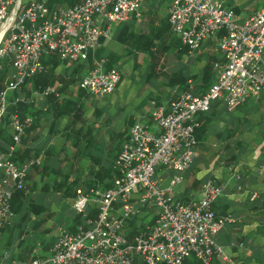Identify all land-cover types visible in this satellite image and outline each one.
I'll list each match as a JSON object with an SVG mask.
<instances>
[{"label": "built area", "instance_id": "1", "mask_svg": "<svg viewBox=\"0 0 264 264\" xmlns=\"http://www.w3.org/2000/svg\"><path fill=\"white\" fill-rule=\"evenodd\" d=\"M76 1L71 6L49 7L47 0H0V58L11 56L13 69L10 84L0 91V122L9 94L44 72L43 54L52 52L71 63L85 61L102 39L111 36L114 24L139 20L146 2ZM225 1L168 0L167 20L180 44L193 52L220 34L217 46L224 63L204 93L194 94L188 82L187 89L173 90L175 97L167 107H154L153 125L132 124L112 160L116 176L109 188L75 191L72 207L76 214L86 218L88 203L96 205L97 217L88 220L90 228H60L49 255H41L38 245L29 260L18 264H134L135 257L141 264H184L189 258L202 264L228 260L214 237L235 220L230 215L217 216L212 209L224 187L208 180L199 197L185 202L173 194L196 156L198 114L208 112L217 100L231 111L264 96V0L243 21ZM120 80L118 69L105 71L103 62H98L82 76L80 87L87 95L103 98L115 91ZM55 92V87H47L41 95ZM32 121L31 116L13 115L9 124L12 144L0 153V264L8 258L2 235L15 218L13 192L25 189L32 167L43 165L41 155L14 160ZM156 167L169 173L164 186ZM149 210L154 211L152 218L141 223ZM134 220L137 229L129 242L126 230Z\"/></svg>", "mask_w": 264, "mask_h": 264}, {"label": "crops", "instance_id": "2", "mask_svg": "<svg viewBox=\"0 0 264 264\" xmlns=\"http://www.w3.org/2000/svg\"><path fill=\"white\" fill-rule=\"evenodd\" d=\"M49 1L50 0H47V4L49 7L71 6L77 2L76 0H72L71 4L57 3L50 6ZM157 1L158 0H146L143 6V11L146 12L151 9H156L158 3ZM225 5L234 12L237 18L243 21L262 7L263 0H226ZM167 8L168 0H159V21L163 19L167 20ZM113 32V38H111L112 41L108 42L107 40H105L102 45V48H104L103 56L109 52H113L116 55L124 54L123 47L119 45L115 40L116 30L114 29ZM219 36L220 34L216 35L202 45L203 50H208L210 52L213 50L212 52L214 53L209 54L204 59H200V63L202 64L200 69H202V67L210 57H214L217 62L215 66V72L224 63V60L217 46V38ZM113 42L116 45V50L113 49ZM214 48L216 49V51H214ZM192 53H197V50L190 52V54ZM184 57H182V59ZM172 58L175 59L173 55ZM123 60L124 56L122 57L120 62L117 63V65H113L111 69L117 68L118 70H120ZM104 61L105 59H101L97 62L94 61V66L98 62L104 63ZM104 64L105 66H107L106 63ZM136 64L133 63L134 67H136ZM69 65V62L66 64L61 63L54 70V73L62 75L65 71H68L67 69H69ZM165 70L168 71L167 64ZM177 70L183 71L185 70V68L182 66L181 69ZM86 71L82 73V76ZM185 72L186 71H183L184 74ZM144 74L142 76V80L140 79V87L137 88L133 84H131V78L129 77L130 86L124 88V91H121L120 93L122 83L125 80L121 75V81L116 87L115 91L111 95L103 97H108V99H110L108 102L100 101V99L103 98H96L87 94L85 97H80L83 95L80 93V91H77L78 88L73 85L69 86V88L66 89L67 93L65 95L56 94V97H59L58 99L60 100L70 99L82 102L86 112L85 116L88 119H90L92 116V114L88 115V113L93 111V109H97L102 112V108L100 109L95 107L96 103L94 105H91L92 99L99 100L97 105H100L101 107H104L105 104H107V109L111 113L122 111L124 117H126L123 121V126L120 131L109 130L110 124L107 123V120H104L105 123L101 124L102 116L99 121L97 120L96 123L98 124L92 123V127L94 129L93 134L95 137L99 136V146L103 149L107 147V145H109L110 138L113 134H118L126 130V134L122 139V141L124 142L127 138L129 128L135 121H141L146 124L153 125L150 113L152 104L154 105V103L151 100L156 98L155 101L159 104V106L167 107L171 100L175 97V94H173V90H181V87L178 86L173 88L164 87L163 81H146L144 79ZM82 76L80 75L81 78ZM199 77L197 76V78ZM81 78H79V81L81 80ZM189 82L192 86V91L196 95L204 93L211 84L210 82V84L205 89H202L201 87H195L196 80H190ZM155 83H159L160 89H163L164 91L162 95L163 97H161V99L158 95L153 96L154 91L152 90L156 85ZM147 90H149V93L143 96V93ZM32 97L34 100L33 110H41L42 113L39 114L40 120L37 123V127L32 129L30 132H27V134L23 136V138L26 139V142L24 143L23 147L20 144V149H27L28 151L38 150L42 153L49 147L53 148V152L60 151L59 149L64 146L71 147L74 143V140L67 139L66 137L62 136V134H64L62 132L64 131L65 126L68 123V117H62L58 119L57 121H55L54 127H51L53 119L51 117L50 105L48 103L49 99L41 94L36 95L35 93H32ZM257 104H259L260 106L255 107V105ZM225 110L228 112L227 114L225 113ZM208 116L212 117V121L207 127L208 129L206 134L202 136V140L199 144H197L195 154L196 156L194 158L193 164L191 165L190 169L185 172L184 182L176 188L175 192L173 193L174 197L175 199L182 202H185L192 198H197L200 195L202 186L208 180H214L217 184L222 185L224 187L223 194L213 203L212 209L217 216L230 215L235 220V222L225 225L224 228L220 230L214 237L215 243L223 248L225 256L228 260L220 261L214 259L211 264H264V96H262L258 101H248L231 111L226 108V105L222 101L217 100L212 103L209 112L198 114L197 119L199 122V126L203 118ZM228 118L233 120L228 121L226 126L223 127L221 131L214 132L212 130L217 123L225 122L228 120ZM131 121L133 123L129 125ZM51 128H53V133H51L50 131ZM228 129H234L235 135H233L232 137H228ZM211 134L220 141V152H228L231 150L230 147L232 146V148H234V154L232 156H235V158L231 157L227 160H217V162H213L209 166L202 164V158L200 157L201 149L206 145L207 142L211 140V138L213 137ZM102 135L105 136L104 144L102 142V139L104 138L101 137ZM55 141L57 142L58 146L54 145ZM122 141L121 143H123ZM115 145L112 146L113 151ZM225 145L228 146L227 149L224 148ZM21 153L25 154V151H21ZM41 156L43 161V155ZM113 158H109V161L103 163V165L111 166ZM25 159L26 157H24L22 160H18L17 162L24 161ZM48 164L53 168L59 165V163L54 161V159H52V161H50ZM80 165L83 169L82 178L86 179L85 173H87L86 171L88 167V161L83 160ZM62 169H66V165H62ZM31 172L32 171H30L29 174H31ZM159 172L162 177L161 180H163L162 185L164 186L166 184V177L169 175V173L161 169L159 170ZM36 179L40 181L41 177L39 175H35L31 182L36 184ZM106 181L108 182L107 179ZM27 183L29 184L30 181ZM92 188L93 187H91L90 189ZM153 222L154 219L150 222V224H152ZM9 238H11V243L13 244V234H11L9 231L3 233L2 241L4 246L7 245ZM50 248L51 246L47 247L44 250L42 249L41 255H49ZM17 249L18 250L15 251V255L19 256L20 260L27 261L30 259L31 253H28V248L24 249L23 251H20L19 248ZM18 251L20 252V254ZM184 264L202 263L195 258H189L185 260Z\"/></svg>", "mask_w": 264, "mask_h": 264}, {"label": "trees", "instance_id": "3", "mask_svg": "<svg viewBox=\"0 0 264 264\" xmlns=\"http://www.w3.org/2000/svg\"><path fill=\"white\" fill-rule=\"evenodd\" d=\"M71 4L72 0H50L49 5L52 4ZM53 4V5H54ZM145 28H139L134 30V24L136 20L122 24L115 28L116 35L115 40L119 45L123 47L124 54L116 55L113 52L104 54V48L102 45L105 40H101L100 47L94 52H91L88 58L74 65L70 63L68 66V71H65L62 75L55 74L54 70L61 63H68L62 61L57 54L52 52H47L41 56V64L44 67V72L36 75L35 77L27 80L25 84L18 90L10 93L8 98V106L6 108L5 114L0 122V153L7 150L9 145L12 144V139L10 135V121L13 115H17L20 119L26 118L28 115L33 116L32 124L25 129V135L32 129L37 127L39 122V114L42 113L41 110L34 111V100L32 93L41 94L47 87H55V94H51L46 98L49 99L48 103L50 105L51 117L53 119L51 127H54L55 121L62 117H68V123L62 133V136L67 139H73L74 143L71 147H62L59 150L53 152V148L49 147L44 152L28 151L27 149L21 150L20 147L14 154V160H22L24 157L26 159L30 157H38L43 155V165L41 167H32L27 174L26 187L22 191H14L11 198V210L13 214L23 212L20 220L14 218L13 224L6 228L3 233L9 231L11 234L18 228L19 244L24 241L25 231V220L31 219L33 217L34 224L32 225V230L39 231L42 229L44 224H48L54 218V215L49 209L44 207L42 204L36 203L33 198H30V193L34 191L36 184L32 183V179L35 175H39L41 179L47 177L50 173L54 174V179L52 186L50 187L53 191L61 193L62 197L74 199L75 191L77 189L90 190L92 189H106L112 185V181L115 178V172L112 169V165L104 166L103 163L108 162L109 158H115L121 149L123 137L126 134V130L113 134L110 138L109 145L105 148H100L99 136H94V129L92 123L95 124L97 120L101 118L100 110L93 109L92 116L90 119L86 118V112L82 102H78L70 99H58L57 95L66 94V89L73 85L77 87V91L85 97L86 93L80 87L79 78L82 73L94 66V61H100L105 59L104 63L107 64L104 69L105 71H110L113 65H117L123 56H133L134 64L137 62V54H142L146 57V71L144 74V79L146 81H163L164 87H181V90L187 89L189 87L188 82L190 80H196L195 87L205 89L211 82L213 75L215 73V66L217 64L214 57H210L205 65L201 69L200 77L197 76H186L182 70H177L174 72L166 71V61L167 54L170 53L173 57L181 61L182 57L188 56L190 54L189 49L186 46H182L179 41L173 36L171 28L167 20L158 19L155 9H151L143 13ZM12 58L11 56H6L0 59V91L5 90L11 82L12 75ZM19 98L18 101L16 99ZM23 99V100H20ZM156 98L152 99L155 106L159 104L155 101ZM210 111V110H209ZM208 111V112H209ZM207 113V112H206ZM91 121V122H90ZM212 121V117H204L200 122V126L196 131L197 144L202 140V136L206 134L207 127ZM103 123V121H101ZM133 122L131 121L129 125ZM52 129H50L51 133ZM240 130V129H238ZM237 130V131H238ZM234 129H228V137L235 135ZM24 135V136H25ZM21 146H24L26 139L22 138ZM121 141L123 143H121ZM116 144V145H115ZM115 145L114 151L112 146ZM20 146V145H19ZM225 149L228 148L227 145L224 146ZM21 151H25L22 154ZM113 158V159H114ZM25 159V160H26ZM58 162L59 165L55 168L49 166V162ZM112 159V160H113ZM24 160V161H25ZM83 160L88 161L87 173H85V178L83 179V169L81 168V162ZM23 162V161H21ZM62 165H66V169H62ZM29 175V176H28ZM108 180V182L106 181ZM42 189H48L46 185ZM25 209V211H24ZM90 217H97V209L93 207L90 212ZM89 220H94L86 216ZM26 220V221H27ZM135 221L129 223L126 230V237L129 242H132V237L135 234L136 226ZM78 222H73L68 225L69 231H75V227ZM83 229H87L82 226ZM47 233V232H46ZM53 240L50 243H44L42 249H46L48 246L53 245ZM11 243V238L8 239L7 244ZM52 247V246H51ZM134 264H138L136 257L134 258Z\"/></svg>", "mask_w": 264, "mask_h": 264}, {"label": "rangeland", "instance_id": "4", "mask_svg": "<svg viewBox=\"0 0 264 264\" xmlns=\"http://www.w3.org/2000/svg\"><path fill=\"white\" fill-rule=\"evenodd\" d=\"M157 2H158L157 6H156L157 8L155 9V12H156V15L158 16V19H159V0ZM141 11H142V16L139 20L136 21V23H135L136 25H134V27H135L134 29H139L141 27H145V24H144L145 21L142 20V18L144 16L143 7H142ZM121 25L122 24H114L113 28H112L113 31L116 27L121 26ZM112 33L114 34V32H112ZM113 34H111V36L108 39H106L108 42L112 41L111 38H113ZM113 44H114V42H113ZM113 49L116 50L115 44H114ZM212 51L211 52L208 50L205 51V50H203V46H202L200 49H197V53H192L189 56L184 57L181 61H177V60L173 59L172 55L170 53H168L167 54L168 63L166 61L167 70L168 71H177V69H181L183 66L185 68V70H183V71H186L185 72L186 75H188V76L194 75V76L199 77V74L201 71L200 68L202 65L200 63L201 62L200 59H204L209 54L214 53ZM214 51H216L215 48H214ZM136 57H137V64H136V67H134L133 56L132 57L131 56H124V60L122 61V65H121L119 71H121L122 78H124L125 80L122 83L120 93H121V91H124V88L130 86V78H131V82H132L131 84H133L137 88L140 87V79L142 80V76H143L144 72L146 71L147 59L142 54H137ZM79 63L80 62L74 63V65L79 64ZM11 71L13 73V69H11ZM11 77H12V75H11ZM155 84H156L155 87L153 86L154 88L151 87V88H153L152 91H154L153 96L158 95L159 98L161 99V97H163L162 95H163L164 91H163V89H160L159 83L158 84L155 83ZM147 93H149V90L144 92L143 96L147 95ZM109 100L110 99H108V97L100 99V101H106V102H108ZM91 102H92L91 105H94L96 103L95 107L100 108V109L102 108V112H101L102 119L101 120L103 121V123H105L104 120H107V123L110 124L109 130H112V131H115V130L120 131L121 130V128L123 126V121L126 117V116L124 117V114L122 113V111H117L116 113H111L107 109V104H105L104 107H101L100 105H97L99 100L92 99ZM258 106H260V105L259 104L255 105V107H258ZM154 107H156V106L152 104L151 113H152ZM225 113L227 114L228 112L225 110ZM91 114H92V111L88 113V115H91ZM232 120L233 119L228 118V120L225 122L217 123L212 130L214 132H219L222 130L223 127L226 126L228 121H232ZM103 123L101 122V124H103ZM96 124H98V123H96ZM10 134H11V132H10ZM101 137H104L102 139V142L104 144L105 143V136L102 135ZM54 145L58 146L56 141L54 142ZM230 148H231V150L228 152H220V141L217 140L213 136L211 138V140L209 142H207L206 145L204 147H202V149H201V154H200V157L202 158L201 163L206 165V166H209L213 162H217V160L221 161V160H227L231 157L235 158V156H232L234 154L233 153L234 148H232V146ZM155 171H156V175H159V168L158 167L155 168ZM155 178H156V176L153 177V179H155ZM53 179H54L53 173H50L47 177H44L40 181H38L36 179V186L34 187V191L32 193H30L29 196H30V198H33V200L36 203L42 204L44 207L49 209L51 211V213L54 215V218L51 220L50 223L44 224L42 226V229H40L36 233L34 230H32V225L34 224V220H33L34 218L31 217V219H29V220L26 219L27 220V221L25 220L26 234L24 235L25 236L24 241L22 244H19V235H18L19 231L17 228V231L15 230L13 232L14 243L13 244L12 243L7 244L4 247V252H6L8 255V258L4 261V264H12V262H14L15 264L19 263L20 258H19V256L15 255V251L18 250L17 248H19L20 251H23L24 249L28 248L27 249L28 253H31V251L34 248H36L40 243L42 244V240L46 244L50 243L52 240H53L52 243H54L55 238L59 232V229L65 228L68 230L67 226L69 224L71 225L73 222L79 223L75 227V229H77V227H79V226H81V227L84 226L86 228L91 227L88 224L89 219L87 217L83 218L82 216H79L78 214H76V212L73 210V207H72L73 200H71L70 198L62 197L61 193L55 192L50 188V186L52 185ZM44 185H46L48 187V189H42V187ZM176 188L173 190V193L175 192ZM91 199H93V197ZM93 207L96 208V205L92 201H90L87 205V208H86V215L89 218H92L89 215H90L91 209ZM24 211H25V209H24ZM153 212H154L153 210H149L148 212H146L145 217H143L140 220L141 223L148 222L152 218ZM22 215H23V212H20V213L17 212V214H15V219L17 221L20 220ZM92 219H94V218H92ZM42 246L43 245L40 246L41 250L44 247V246L43 247ZM48 247H50V246H48ZM41 250H40V253L42 252ZM50 251H51V248L49 250V254H50ZM19 254H20V252H19ZM136 260H137L138 264H141V259L139 257H136Z\"/></svg>", "mask_w": 264, "mask_h": 264}]
</instances>
